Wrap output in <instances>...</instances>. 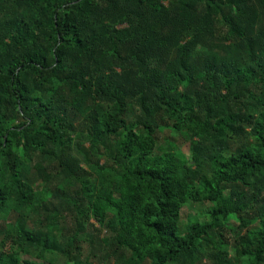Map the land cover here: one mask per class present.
<instances>
[{
    "label": "trees",
    "instance_id": "obj_1",
    "mask_svg": "<svg viewBox=\"0 0 264 264\" xmlns=\"http://www.w3.org/2000/svg\"><path fill=\"white\" fill-rule=\"evenodd\" d=\"M80 146L88 170L66 157ZM51 189L114 264H219L229 247L264 264V0H0V264H92L78 230L68 251L55 220L25 227ZM187 202L208 219L180 230Z\"/></svg>",
    "mask_w": 264,
    "mask_h": 264
},
{
    "label": "rangeland",
    "instance_id": "obj_2",
    "mask_svg": "<svg viewBox=\"0 0 264 264\" xmlns=\"http://www.w3.org/2000/svg\"><path fill=\"white\" fill-rule=\"evenodd\" d=\"M172 137L173 135L169 133L168 129H164L156 132V145H160V147H164L167 144L168 137ZM177 140L175 152L182 154L185 157L189 156L192 141L194 138H191L186 133H180L178 137L174 136ZM251 139V137H248ZM232 142V146H234L235 139ZM237 143V142H236ZM85 151V147L80 146L75 150H70L67 152L66 157L72 160L71 165L75 167L76 164H79L83 169L88 170L85 164L81 161V153L83 154ZM52 152V151H51ZM51 153H45L43 160L55 163V160H50L49 155ZM100 163H104L103 160ZM93 182L96 181L95 175L92 174L90 178ZM55 189V188H54ZM226 190L225 192H227ZM264 195V193H263ZM63 193L57 190L51 189L48 193V202H47V212L45 215L41 216L36 211H32L29 214L23 213L25 216V227L28 230H32L35 233L45 231L44 223L46 220H55L57 222V229L54 230L53 234H58L61 243L63 244V250H70L69 247H66L67 239L66 236L74 233L75 230L83 233V238L80 239L78 245L79 250L81 251V257H87L92 264H114V259L112 255H109V249L104 248L102 246L101 238L106 235L104 230L98 229V225L94 222L93 219H87L82 216L76 217L75 211H64L59 208L60 202L65 199ZM261 203H259L260 205ZM58 210L57 213L51 212V210ZM210 209V204L208 203H194L187 202L186 205L181 209L180 212V230H184V224L193 218H197L198 220H207L208 215L207 212ZM44 218V219H42ZM229 224L233 226H237L238 222L234 220H229ZM240 230L236 228L235 233L233 232L232 236L234 237L236 233ZM231 240V239H230ZM210 247L211 245L208 244ZM4 249H12L13 245L9 241H6ZM75 251H71V255L75 254ZM207 252H211V249H207V247H203V250L200 251L202 257H204ZM21 259H30L37 263L41 264H70L69 257L65 254H60L56 252H46L42 259H38L34 253L25 255L21 254ZM235 253L232 247L228 248V254L225 257V261L219 264H235L236 258L234 257ZM206 258V257H205ZM205 258L202 262L205 261ZM175 264H192V262H183L179 261V263ZM194 264V263H193ZM216 264V263H213Z\"/></svg>",
    "mask_w": 264,
    "mask_h": 264
}]
</instances>
